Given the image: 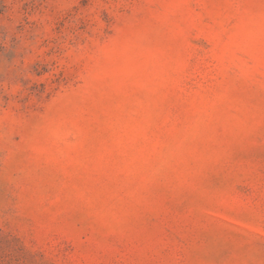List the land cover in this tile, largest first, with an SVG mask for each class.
<instances>
[{"label":"rangeland","instance_id":"rangeland-1","mask_svg":"<svg viewBox=\"0 0 264 264\" xmlns=\"http://www.w3.org/2000/svg\"><path fill=\"white\" fill-rule=\"evenodd\" d=\"M0 264H264V0H0Z\"/></svg>","mask_w":264,"mask_h":264}]
</instances>
